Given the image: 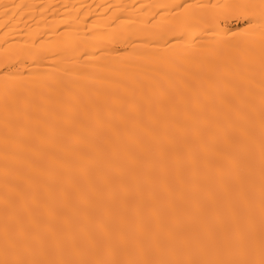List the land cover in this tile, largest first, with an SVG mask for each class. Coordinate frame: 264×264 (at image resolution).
<instances>
[{"label": "bare ground", "instance_id": "bare-ground-1", "mask_svg": "<svg viewBox=\"0 0 264 264\" xmlns=\"http://www.w3.org/2000/svg\"><path fill=\"white\" fill-rule=\"evenodd\" d=\"M0 264H264V0H0Z\"/></svg>", "mask_w": 264, "mask_h": 264}]
</instances>
